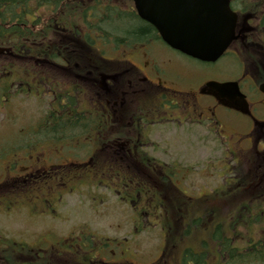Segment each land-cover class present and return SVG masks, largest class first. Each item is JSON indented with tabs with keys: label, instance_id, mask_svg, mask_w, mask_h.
<instances>
[{
	"label": "flooded vegetation",
	"instance_id": "af4514ba",
	"mask_svg": "<svg viewBox=\"0 0 264 264\" xmlns=\"http://www.w3.org/2000/svg\"><path fill=\"white\" fill-rule=\"evenodd\" d=\"M70 2L125 7L142 30L116 42L97 36L94 46L63 48L54 57L47 49L48 56L35 60L55 72L47 78L38 72L32 80L50 84L54 110L42 120L73 125L21 134L28 137V162L16 173L27 174L7 173V181L30 183L36 191L55 181L54 188H61L78 179L110 180L105 187L131 207L134 233L121 239L98 234L93 264H143L131 256L129 239L146 230L148 214L155 216L147 209L153 199L210 203L216 209L207 207L204 215L220 210L227 223L236 218L232 233L247 234L238 244H264V0H228L235 39L214 62L164 44L155 27L138 17L134 0ZM192 2L177 0L184 7L175 19L188 23L196 12ZM211 82L233 86L219 92L206 86ZM195 176L203 180L198 193L181 191L179 184ZM75 238L59 244L81 242ZM177 255L164 262L162 249L156 264H182L183 251Z\"/></svg>",
	"mask_w": 264,
	"mask_h": 264
},
{
	"label": "rangeland",
	"instance_id": "374dc122",
	"mask_svg": "<svg viewBox=\"0 0 264 264\" xmlns=\"http://www.w3.org/2000/svg\"><path fill=\"white\" fill-rule=\"evenodd\" d=\"M83 7L86 6L81 5V8ZM119 8L126 9L125 7ZM38 14H40L41 20L50 21L53 18V16L46 15L42 11H39ZM109 25L111 26H108V29H111L118 26L124 27L125 23L110 22ZM110 31L115 33L112 30ZM52 37L53 34L49 38L52 39ZM12 59L21 64L27 62L29 58L12 55V50L0 56V60L4 63ZM29 62L34 63L32 59H29ZM44 68L48 69L43 73L44 78H47V75L53 69L47 68L45 65ZM40 70V67L34 66L31 72L38 73ZM47 91V89H44L41 95H37L36 91H32L30 95H23L22 92L17 91L19 92L18 96L12 98L10 102H0V150L4 149L6 151L0 157V181H7V173L14 174L13 177H21L27 174V171L16 172L25 165V162H28L29 152L19 150L21 146L16 149L17 151L8 152L7 149L13 147H8L6 144L8 142L13 144L16 135H18L19 140L20 138L27 139L19 136L21 131H27L33 127L41 129L47 126L42 120L47 112L52 111ZM37 136H40V133ZM43 138L44 133L40 139ZM54 170L52 169V171ZM198 177L195 176V178L193 177L191 180L179 184L181 191L185 190L187 193L197 194L200 185H203V180ZM78 180L71 181V183L61 188L58 185L54 188L57 181L49 182L48 186L50 187L47 191L51 195H48L45 189L22 194L14 189L10 193L12 190L7 189L11 186L7 189L0 188V234L3 238H6L5 240L21 242L31 247L51 248L54 244H59L65 236L71 234L79 236L82 240L80 231L89 232V228L92 231L99 232V234H105L115 239H121L134 233L130 221L133 215L127 203L117 199L118 196L106 187L104 188L107 193L102 194L104 188L98 186L102 181L108 183L110 180H91L89 182ZM215 182L211 181V185H214ZM52 186L55 190H52ZM163 190L165 193L172 192L169 186H164ZM58 198H61V200H58ZM15 199V205L7 204ZM44 199H52V201L48 204L47 202L44 203ZM19 200L21 201L19 202ZM182 202V200L177 199L169 202L168 200L157 199V201L150 203L149 212H155V216L153 217L151 213L148 214V221L145 225L146 230H143L137 237L129 239L131 256L138 257V261H142V263L152 264L155 262L167 239L164 231L166 219L168 220L171 215L179 218L181 214L184 219L181 222L179 221L180 227L182 226L183 231L185 227H189L187 234L184 232L185 234L183 233V236L181 234V238L176 239L172 247L173 250H176L170 256L175 259L177 253L185 247L192 248L196 252H203L206 254V259L210 256L209 252H214L213 244H215L214 240L217 238L215 236L217 234L219 236L223 235V233H220L223 227L221 226L218 231L215 225L218 223L224 225V220L227 217H224L225 215L220 210L218 213L214 212L213 215H204L205 208H213L210 203L190 201L181 205ZM2 204L6 206V209L3 208ZM194 221H196V224ZM176 224H178V221ZM228 225L231 229L237 227V223H233V221H230ZM237 234L238 238L247 235L240 231ZM84 243L83 241L78 242L80 245ZM180 247L182 248L180 249ZM74 262H77V260ZM169 264H172V261ZM209 264L216 263L209 262Z\"/></svg>",
	"mask_w": 264,
	"mask_h": 264
},
{
	"label": "trees",
	"instance_id": "16d2710c",
	"mask_svg": "<svg viewBox=\"0 0 264 264\" xmlns=\"http://www.w3.org/2000/svg\"><path fill=\"white\" fill-rule=\"evenodd\" d=\"M87 10H93V8H81V5H75L70 0H0V47L2 45L11 47L17 57L25 56L29 58L30 55H37L33 49L40 48L42 41L52 34L56 37L53 42L65 37L74 39H69L66 44L62 42L59 45L75 47L74 42L84 25H88L90 32L102 35L103 39L107 40L112 37L116 41L119 40L118 36L130 38V36L133 37L136 32L142 30L140 22L128 18V11L119 7L110 10L107 7L104 8L102 13L105 15V19L100 20L95 19L94 15H90L89 18ZM39 11L53 16L52 21L41 20V16L38 14ZM93 14L96 16L95 11H93ZM110 22L121 24L123 22L125 26L108 29V26H111L109 25ZM89 31L88 33H90ZM85 38L88 39L89 34H86ZM29 59L21 64L13 60L9 63L7 69L0 67V81H2L0 82V101H11L13 97L18 96L19 92L25 94L28 90H34L33 85L42 87L43 84L47 83L27 82L30 79V73H32L34 65L29 62ZM16 84H19V86ZM14 91L16 93H13ZM71 125L73 124L69 121L60 128L62 130L72 129ZM152 201H157V199L149 200L148 203ZM183 204H187V201H183L181 205ZM149 206L147 205L148 212ZM183 219L182 214L179 218L171 215L168 220L166 219L164 231L167 239L163 245L164 262L167 261V256L176 250L172 248L176 239L181 238V234L183 236L184 232L187 234L189 226L185 227L184 231L182 226L180 227V222ZM177 221L178 224H176ZM224 221V225L220 223L215 225L218 231L221 226L223 227L222 232H220L223 235L219 236L217 234L218 236H215L217 238L214 240L215 244H213L214 252H209L210 256L206 259V254L203 252H196L192 248L185 247L181 250L184 256L183 264L186 261L191 264H209V262L216 264H264V244H238L237 241L240 240L238 239V232L233 231L234 233H232L228 227L229 223L226 220ZM194 223L196 224V221ZM88 231H83L81 234V241L85 242L84 244L60 243L54 244L51 248L31 247L27 244H19L0 237V264H93L91 258L94 255L95 241L98 234L91 229H88ZM232 241L236 244H229ZM73 242H76V238L72 239ZM59 260L63 261L60 262ZM75 260L77 262H74Z\"/></svg>",
	"mask_w": 264,
	"mask_h": 264
},
{
	"label": "water",
	"instance_id": "95a60500",
	"mask_svg": "<svg viewBox=\"0 0 264 264\" xmlns=\"http://www.w3.org/2000/svg\"><path fill=\"white\" fill-rule=\"evenodd\" d=\"M134 1L137 15L155 27L166 45L192 58L214 62L233 39L234 19L227 0H210L205 4L197 0L192 5L196 12L188 23L175 19L176 12L183 7L177 0ZM207 86L220 92L229 84Z\"/></svg>",
	"mask_w": 264,
	"mask_h": 264
}]
</instances>
